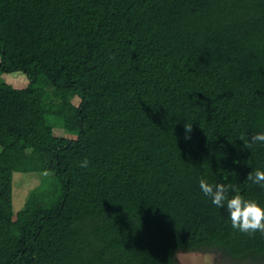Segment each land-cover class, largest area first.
Wrapping results in <instances>:
<instances>
[{"label": "trees", "instance_id": "trees-1", "mask_svg": "<svg viewBox=\"0 0 264 264\" xmlns=\"http://www.w3.org/2000/svg\"><path fill=\"white\" fill-rule=\"evenodd\" d=\"M257 131L264 0H0V264H264V235L199 188L264 208L246 179L264 144L241 140ZM13 172L53 173L61 191L13 212Z\"/></svg>", "mask_w": 264, "mask_h": 264}, {"label": "clouds", "instance_id": "clouds-1", "mask_svg": "<svg viewBox=\"0 0 264 264\" xmlns=\"http://www.w3.org/2000/svg\"><path fill=\"white\" fill-rule=\"evenodd\" d=\"M185 139H190L188 133L192 130V123H184ZM245 149H251L254 145L264 144V131L251 133L250 136L241 137ZM89 161L85 158L80 161L81 168H87ZM246 179L254 184L264 187V170L256 169L248 172ZM199 188L204 196L208 197L217 208L226 209L233 229L241 233L252 235L256 232L264 235V208L255 200L246 199L234 186L224 183L210 184L204 178L199 180ZM232 195H229V192Z\"/></svg>", "mask_w": 264, "mask_h": 264}, {"label": "rangeland", "instance_id": "rangeland-1", "mask_svg": "<svg viewBox=\"0 0 264 264\" xmlns=\"http://www.w3.org/2000/svg\"><path fill=\"white\" fill-rule=\"evenodd\" d=\"M2 77L13 85H20L24 82V77L20 74L5 73ZM73 100L78 97L73 96ZM74 101V102H75ZM54 133L60 134L57 137H71L72 134L64 132L59 127L53 128ZM60 143L61 140H56ZM61 191L60 184L53 173L44 172H13L12 173V190H11V206L12 211L25 207L30 200V207H37L41 200L44 203L51 204L57 199ZM35 193H37L35 195ZM29 204V203H28ZM176 257L180 264H224L218 255L205 253L203 251H181L176 253ZM225 264H227L225 262Z\"/></svg>", "mask_w": 264, "mask_h": 264}]
</instances>
